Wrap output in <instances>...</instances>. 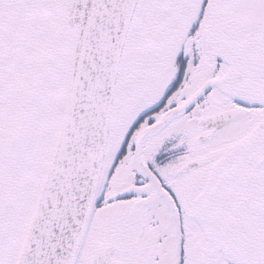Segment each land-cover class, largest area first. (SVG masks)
Here are the masks:
<instances>
[{
	"label": "snow or ice",
	"instance_id": "snow-or-ice-1",
	"mask_svg": "<svg viewBox=\"0 0 264 264\" xmlns=\"http://www.w3.org/2000/svg\"><path fill=\"white\" fill-rule=\"evenodd\" d=\"M0 264H264V0H0Z\"/></svg>",
	"mask_w": 264,
	"mask_h": 264
}]
</instances>
